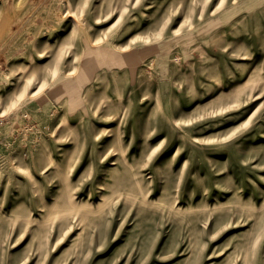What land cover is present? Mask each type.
<instances>
[{
	"label": "rangeland",
	"instance_id": "obj_1",
	"mask_svg": "<svg viewBox=\"0 0 264 264\" xmlns=\"http://www.w3.org/2000/svg\"><path fill=\"white\" fill-rule=\"evenodd\" d=\"M0 264H264V0H0Z\"/></svg>",
	"mask_w": 264,
	"mask_h": 264
},
{
	"label": "bare ground",
	"instance_id": "obj_2",
	"mask_svg": "<svg viewBox=\"0 0 264 264\" xmlns=\"http://www.w3.org/2000/svg\"><path fill=\"white\" fill-rule=\"evenodd\" d=\"M239 186V185H238ZM240 194V193H239ZM243 194V193H242ZM245 194V193H244ZM251 196V194H250ZM254 196V195H253ZM249 197V196H248ZM254 198V197H253ZM73 204L78 205V203H76L74 200H72ZM86 210H90V211H95V209L91 208V207H86Z\"/></svg>",
	"mask_w": 264,
	"mask_h": 264
}]
</instances>
